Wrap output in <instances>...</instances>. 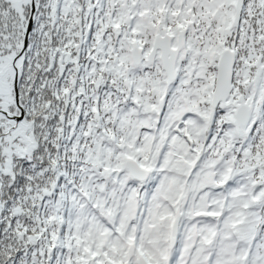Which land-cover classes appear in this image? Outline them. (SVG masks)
<instances>
[{
	"label": "snow or ice",
	"instance_id": "1",
	"mask_svg": "<svg viewBox=\"0 0 264 264\" xmlns=\"http://www.w3.org/2000/svg\"><path fill=\"white\" fill-rule=\"evenodd\" d=\"M0 264H264V0H0Z\"/></svg>",
	"mask_w": 264,
	"mask_h": 264
}]
</instances>
